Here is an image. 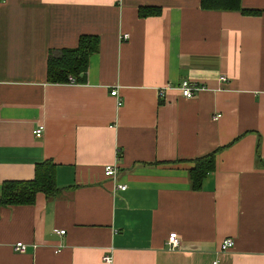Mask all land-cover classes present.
Masks as SVG:
<instances>
[{
	"label": "crops",
	"instance_id": "obj_1",
	"mask_svg": "<svg viewBox=\"0 0 264 264\" xmlns=\"http://www.w3.org/2000/svg\"><path fill=\"white\" fill-rule=\"evenodd\" d=\"M239 4L254 13L201 0H0V193L44 160L59 188L0 206V264H264V0ZM85 34L99 43L84 79L49 82V50ZM183 80L205 88L183 97ZM210 153L214 170L193 189L189 170Z\"/></svg>",
	"mask_w": 264,
	"mask_h": 264
},
{
	"label": "trees",
	"instance_id": "obj_2",
	"mask_svg": "<svg viewBox=\"0 0 264 264\" xmlns=\"http://www.w3.org/2000/svg\"><path fill=\"white\" fill-rule=\"evenodd\" d=\"M240 0H201V6L207 10H241ZM159 8L139 9L141 16L159 14ZM99 39L96 35H81L75 48H60L49 50L47 57V80L49 82H75L84 79L89 57L97 51ZM215 153L199 157L189 170L191 187L199 189L207 174L213 172ZM37 192H43L47 197L59 193L55 183V164L44 160L35 165L34 177L30 180H8L1 185L0 206L33 204Z\"/></svg>",
	"mask_w": 264,
	"mask_h": 264
},
{
	"label": "built area",
	"instance_id": "obj_3",
	"mask_svg": "<svg viewBox=\"0 0 264 264\" xmlns=\"http://www.w3.org/2000/svg\"><path fill=\"white\" fill-rule=\"evenodd\" d=\"M125 37H127L126 35H124ZM222 80H224V77H221ZM70 82H74L72 78H70ZM177 88L180 90L181 94L183 97L186 98H190L192 96H194V94L199 91V90H203L205 87L203 85H200L198 83L189 81V80H183L181 81L178 85ZM262 91H264V85L261 89ZM110 94L114 97H116L118 99L117 104H121V99L118 98V92L116 88H113L110 91ZM219 115H216L215 118H217ZM43 131V127L42 126H38L36 129L33 130L34 134H40ZM118 173V167L115 163H109L107 165H105L104 167V175L106 177H111L114 178L116 177ZM117 187L119 189H125L126 185L125 184H117ZM65 231L64 230H58L57 233L59 234H63ZM234 245V241L232 238H225L221 244H220V251L221 252H226L229 249H231ZM181 247V240L178 236V234L175 231H172L168 234L167 239H166V248L168 250H176L179 249ZM13 249L17 252H25V245L24 243H22L21 241L16 242L13 245ZM103 261L107 262V263H111L112 258L109 255H105L103 256ZM212 264H218V261H213Z\"/></svg>",
	"mask_w": 264,
	"mask_h": 264
}]
</instances>
